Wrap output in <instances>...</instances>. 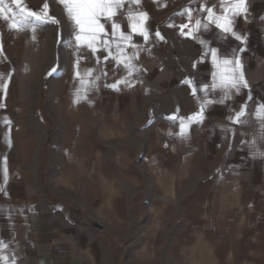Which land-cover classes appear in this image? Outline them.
<instances>
[{"label": "crops", "instance_id": "obj_1", "mask_svg": "<svg viewBox=\"0 0 264 264\" xmlns=\"http://www.w3.org/2000/svg\"><path fill=\"white\" fill-rule=\"evenodd\" d=\"M231 2L124 0L93 51L63 0H0V264H264V0Z\"/></svg>", "mask_w": 264, "mask_h": 264}, {"label": "snow or ice", "instance_id": "obj_2", "mask_svg": "<svg viewBox=\"0 0 264 264\" xmlns=\"http://www.w3.org/2000/svg\"><path fill=\"white\" fill-rule=\"evenodd\" d=\"M63 3L67 6L69 14L72 16L76 25L79 28V33L76 35L75 39L78 42L87 44L89 48H93V45L96 43L98 37L101 34H107L105 24L101 22V17L105 20H111L115 16V9L124 7V0H63ZM133 4H140V0H131ZM46 7V6H45ZM3 9H0L2 12ZM209 16L212 15L213 9L207 8ZM225 13L231 12L232 17L241 16L246 12L245 0H232V2L224 9ZM29 16H34L37 20H43V18L37 15L35 12H29ZM129 20L131 21L130 28L133 33H138L145 41L149 40V31L145 27V21L147 20V14L143 12L132 13L129 12ZM196 26L199 27L201 24L200 20H197ZM216 27L221 29L225 34L230 33L232 37L236 40H243V38L237 34L233 29V19H230L228 15H222L217 17L215 20ZM122 25L117 23L111 24V31L114 35L117 30L122 29ZM181 30L183 31L187 25H181ZM205 29L209 27L207 23L203 25ZM155 36L160 40H163V37L159 31L155 32ZM120 39L128 42L132 41L131 35H126L122 30L120 31ZM104 44H108V40L103 41ZM202 44L205 41H201ZM136 47V45H132ZM93 51L95 49L93 48ZM211 59L215 64L217 71L213 73V76L218 77L219 83L213 84L212 87H220L223 89L234 88L239 91V86L243 85L247 87L246 80L243 74V65L239 57H236L234 60L225 58L223 60L218 59L217 49L211 48ZM107 59V57H106ZM191 84L192 81H187ZM6 87V86H5ZM115 87V85H112ZM204 88L207 89L208 85L205 84ZM193 94H195V88L191 89ZM175 119V117H173ZM183 122H181V129L183 130Z\"/></svg>", "mask_w": 264, "mask_h": 264}]
</instances>
